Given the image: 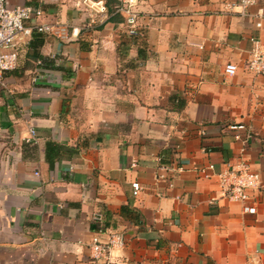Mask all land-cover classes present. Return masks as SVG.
<instances>
[{
	"label": "crops",
	"instance_id": "crops-1",
	"mask_svg": "<svg viewBox=\"0 0 264 264\" xmlns=\"http://www.w3.org/2000/svg\"><path fill=\"white\" fill-rule=\"evenodd\" d=\"M8 1L63 31L43 33L35 60L23 38L0 80V264H264V74L247 65L264 0L251 15L234 0H138L137 36L113 13L121 0L99 15ZM240 159L260 177L255 213L220 195ZM110 231L123 244L93 260Z\"/></svg>",
	"mask_w": 264,
	"mask_h": 264
},
{
	"label": "built area",
	"instance_id": "built-area-1",
	"mask_svg": "<svg viewBox=\"0 0 264 264\" xmlns=\"http://www.w3.org/2000/svg\"><path fill=\"white\" fill-rule=\"evenodd\" d=\"M258 0H234L231 5L240 8L242 15H251L247 8L256 4ZM138 0H121L114 7L113 13L121 15L125 30L131 36H137L139 29V11L137 9ZM82 4L91 14L99 15L107 12L106 4L103 0H82ZM41 15V9L30 5L11 6L8 0H0V80L5 71L14 69L17 64L19 42L30 37L33 32L53 33L62 35V27L53 24L38 21ZM255 25L260 26V18L264 17L261 10L256 14ZM252 46L248 57V68L258 74H264V44L259 38L251 37ZM236 66L227 63L224 66V72L231 75L235 72ZM243 124H231L230 128H243ZM29 139H35L36 131L29 127ZM238 138V136H236ZM213 164L208 168L213 169ZM218 185L220 195L227 199L239 202L243 211L255 213L256 203L253 199V192L260 187V177L256 171L250 168L249 163L240 159L237 162H228L226 166L218 173ZM132 194L137 195L139 182H131ZM100 218V214H97ZM123 244V234L118 231H110L104 238H94L89 246L93 260L107 259L111 250L116 246Z\"/></svg>",
	"mask_w": 264,
	"mask_h": 264
},
{
	"label": "trees",
	"instance_id": "trees-1",
	"mask_svg": "<svg viewBox=\"0 0 264 264\" xmlns=\"http://www.w3.org/2000/svg\"><path fill=\"white\" fill-rule=\"evenodd\" d=\"M43 38H44V34L42 32H36L35 31L31 34V40L28 43L29 50L27 51V57H30L33 60L38 59L40 57V54L38 52V48L41 45ZM51 144L53 145V143H50V142L47 143V146H46L47 152H49L50 149L54 150L56 148H59V146L51 147L50 146ZM92 228H96V226L94 224H92Z\"/></svg>",
	"mask_w": 264,
	"mask_h": 264
}]
</instances>
